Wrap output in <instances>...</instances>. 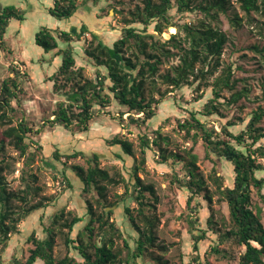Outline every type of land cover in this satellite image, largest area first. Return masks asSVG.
Segmentation results:
<instances>
[{
    "label": "trees",
    "instance_id": "trees-1",
    "mask_svg": "<svg viewBox=\"0 0 264 264\" xmlns=\"http://www.w3.org/2000/svg\"><path fill=\"white\" fill-rule=\"evenodd\" d=\"M231 1L143 0V6H137L136 10L131 12L132 18L127 20V24L138 22L148 25L155 21V30L161 34L164 28L177 27L173 22L174 8L178 13L198 9L217 19L219 12L228 13ZM238 1L247 14L251 11L264 12V0ZM79 6V0H53V5L48 8V12L57 19H70ZM13 18L19 21L25 20L26 11L14 4L6 6L0 4V49H6L5 34ZM231 21L234 27H239L242 18L235 14ZM182 28L185 32V40L189 42V48L182 46L176 34L168 40H163L155 34L144 32L145 29L140 31L134 26L123 28L121 36L111 45L97 37L85 24H82L80 30L73 31L41 27L35 34V43L45 52L55 50V54L62 57L58 70L47 80L53 81V90L56 94L66 97L65 100L57 103V108L53 112L54 119H48L49 124L53 126L57 123L72 131L87 132L94 118L95 105L105 110L113 103L123 108L120 111V119L124 120L123 113L127 112V121L132 125H146L147 122L155 119L159 104L165 102V99L160 92H149L147 86L148 81L159 73L164 59L179 55L180 64L174 67L175 74L163 75L164 81L172 89H179L189 84L190 76L197 81L201 78L200 74L203 76L207 73L212 74L221 65L220 59L227 43L224 32L206 21H202L197 26L184 23ZM85 33H91V39L85 45L84 53L96 67L93 79L85 77V68L78 65L72 46L74 38L81 39ZM59 41L66 42L68 46L64 49L59 48ZM253 47L264 57V44ZM172 48L178 49L179 52H174ZM207 67L208 69L212 67V70L205 71ZM26 75L25 71L11 65L9 75L2 80L0 87V242L20 232L19 225L24 218L11 222L13 200L17 199L29 206L25 211L26 216L34 210L47 206V203L41 200L31 204L42 188L36 184L37 175L30 172L31 164L35 161V154L30 151V142L27 139L39 130H35L22 113L16 117L19 112L18 103L25 95L22 82ZM232 76V66H227L223 73L209 85L212 87L213 96L204 107L201 110L189 111V116L186 118H177L178 128L184 132L186 139L191 138L195 141L201 139L208 153L231 163L234 173L231 185H225L223 177L218 175L215 169L210 175L215 185V189L211 191L205 185L202 171L197 164L198 156L192 148H182L181 151L184 154L173 152L166 154L162 147L164 138L158 128L153 131L155 137L152 140L148 134L141 136L142 147L139 158L135 157V143L124 134L120 133L109 139L110 146H119L125 154L134 157L135 182L131 196L136 206L126 207L125 211L132 227L138 232V237L134 241V247H130L126 239H123L128 248L127 257L124 258L122 249L116 251L113 248L114 236L119 238L123 236L115 222L111 221L115 204L108 203L109 185L124 181L123 177L119 180L103 167L102 159L97 153L89 156L81 150L65 154L55 150L54 157L58 160L63 158L64 164L78 157L87 160V167L75 164L71 165V168L82 182L83 192H93L94 200L86 199L87 221L75 239L70 238V234L75 225L83 221V217L72 211L65 212L64 209L56 213L52 225L46 228V236L33 238L34 248L30 249L29 258L25 264H122L128 263L130 257L136 259L144 256L148 245L155 244V228L158 221L155 212L159 199L154 185L145 183L139 176V172L147 171V150L154 148L159 151L161 163H166L170 159L181 162L180 170L183 176L181 178L174 176V178L178 186L189 191L187 208L192 213L199 212L201 204L195 203L198 196H202L209 205L213 203L215 195L227 202L230 228L220 237L223 240L233 237L244 247L238 264H264V224L259 213L252 208V188L261 190L264 187V177L257 176V171L263 169L262 164L258 162V157H264V144L256 146L264 138V125H261L264 119V107L252 111L245 128L239 133H234L230 128L236 124L234 122L222 124L221 131L207 122L214 115L222 116L219 109L222 105L221 92L224 88L234 89ZM69 86L70 89L67 90ZM244 95L243 91L235 92L228 102L235 103ZM75 106L79 109L77 114L73 112ZM7 145L14 148L20 159H24L22 169L24 187L18 192L9 190L5 176V171L10 166L6 157ZM14 162H17V159ZM127 192L128 188H126V194ZM98 208L102 211L98 212ZM139 222L143 223V226ZM197 222H199L197 217L189 220L190 224ZM208 222L212 223V219L209 218ZM59 224L67 229L66 241L79 251L82 260L71 255L60 259L54 256L56 240L54 226ZM97 237H101V240L99 241ZM206 237V230L203 229L193 233V250L196 253L192 258L194 263L211 264L200 256L199 245ZM213 249L219 252L216 247ZM2 259L0 256V264H3ZM152 259L158 264H164L160 257H152Z\"/></svg>",
    "mask_w": 264,
    "mask_h": 264
},
{
    "label": "rangeland",
    "instance_id": "rangeland-1",
    "mask_svg": "<svg viewBox=\"0 0 264 264\" xmlns=\"http://www.w3.org/2000/svg\"><path fill=\"white\" fill-rule=\"evenodd\" d=\"M176 0H172L175 2ZM203 0H197L202 2ZM228 13L219 12L217 19L206 15L196 9L192 12L178 13L176 8L172 10L173 22L176 26L164 28L159 34L155 30L156 22L148 25L142 23L127 24L131 20V12L137 6H143V0H79V9L70 19H57L49 14L48 8L53 5V0H0L2 6L14 4L26 11V19L19 21L11 19L5 34L6 49H0V87L2 80L9 75L11 65L27 73L22 85L25 95L18 103L20 116L22 113L29 124L39 132L33 134L30 139V151L35 154V161L31 164L30 172L37 175V185L42 191L34 198L31 204L41 200L47 206L30 212L27 216L25 211L29 206L15 199L11 206V222L24 218L19 225V233L13 234L9 239L0 242V256L3 264H25L30 255V249L34 248L33 238H44L46 228L52 225L56 213L64 209L72 211L83 217V221L77 223L70 234L75 239L77 233L84 227L87 221L86 199L94 200V193H84L83 184L75 175L71 165L80 164L87 167L85 158L78 157L64 164V159L58 160L53 152L58 150L61 154L74 151H84L91 156L93 153L101 157V165L107 168L117 179L123 177L124 181L111 184L108 187V203H114V215L111 221L120 229L123 238L114 236V250H123V257H127L125 238L130 247H134V241L138 232L132 227L127 217L125 208L136 206L131 191L134 188L133 164L134 157L125 154L119 146H110L108 140L117 134H124L135 143V157L141 154V136L148 134L150 140L155 136L153 131L159 129L162 137V147L166 154H184L182 148L190 149L198 156L197 164L202 171L205 185L213 191L215 185L211 180V173L216 169L217 174L224 179L225 185H231L233 181V166L224 158H218L208 153L201 139L194 140L185 138L184 132L178 128L177 118L183 119L189 116L191 110H201L205 103L213 96L212 84L223 73L227 66H232L235 87L230 90L224 88L221 92L222 105L219 106L220 115H214L207 122L218 131L222 124L234 122L230 128L234 133H239L245 128L251 117L252 111L264 107V57L254 49V45L264 44V12L251 11L247 14L238 0H232ZM238 14L241 25L234 27L232 17ZM202 21L219 28L227 36V43L222 53L221 65L206 75H201L197 81L193 76L189 78V84L179 89L172 87L164 81L166 73L175 74L174 67L180 64L179 55L164 59L159 73L148 82L149 92H160L165 102L160 103L158 114L155 119L146 125L136 126L127 121L128 113H123L120 119V111L123 110L118 104L113 103L107 109H99L95 105L94 118L90 130L76 132L64 128L57 123L49 124L48 119H54V110L59 101L65 100L62 94H56L53 90V81L47 80L58 70L62 57L56 55V51L45 52L35 43V34L41 27L60 28L73 31L80 30L82 24L105 43L111 45L127 26H134L138 30L155 34L163 40H168L173 34L182 42L184 48H189V42L185 40V32L182 28L184 23L199 25ZM91 39V33H85L81 39L74 38L72 46L74 56L79 66H84V75L93 79L96 67L86 57L84 47ZM66 42L59 41V48H66ZM179 52L178 49H173ZM182 52V51H181ZM197 68H199L197 66ZM212 70V67L205 71ZM197 72V70H196ZM70 89V86L67 90ZM172 90V91H171ZM243 91L237 102L229 103L231 95ZM73 112L77 114L79 109L75 106ZM140 116V115H137ZM45 122V123H44ZM44 123V124H43ZM264 125V119L261 123ZM264 144V138L256 145ZM40 146V148H38ZM6 157L10 163L5 171L8 188L12 191H20L24 187L22 169L24 159H20L13 147L7 145ZM159 151L154 148L147 150V171H140L139 176L145 183H152L156 189L158 203L156 204L155 216L158 218L155 228L156 240L154 246L148 245L144 256L136 259L129 258V262L122 264H158L152 257H160L164 264H197L193 261V233L199 229L206 230V239L199 245L200 256L211 264H238L244 247L233 237L222 239L229 228V207L225 200L215 195L213 203L209 205L202 196L195 199V203L201 204L198 213H192L187 208L189 191L181 188L175 181L174 176L181 178V162L170 159L161 163ZM17 159V162L14 160ZM258 162L263 169L257 171L258 177H264V157H258ZM122 176H121V175ZM67 178V180L65 179ZM126 188L128 192L126 194ZM252 208L259 213L264 224V187L261 190L252 188ZM98 212L102 210L97 209ZM136 211L134 212V214ZM25 215V216H24ZM68 217V215L66 214ZM198 218L199 222L190 224L189 220ZM209 218L212 223H209ZM141 226L143 223L139 222ZM56 240L54 256L58 259L66 255L74 256L82 260L79 251L66 241L67 229L62 225H55ZM101 240V237H97ZM216 247L219 252L213 248ZM121 264V263H116Z\"/></svg>",
    "mask_w": 264,
    "mask_h": 264
}]
</instances>
